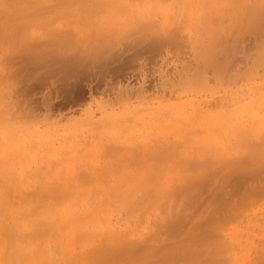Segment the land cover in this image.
Segmentation results:
<instances>
[{"label":"bare ground","instance_id":"1","mask_svg":"<svg viewBox=\"0 0 264 264\" xmlns=\"http://www.w3.org/2000/svg\"><path fill=\"white\" fill-rule=\"evenodd\" d=\"M219 1L0 0V264H264V225H257V233L250 234L242 225L246 218H255L256 224L264 221V205L252 210L264 200V179L259 183L264 167L256 166L258 161L264 166V139L252 136L264 134V73L256 74L251 67L257 56L254 66L264 68V0ZM210 5L218 8L212 21L207 20L213 16V9L207 10ZM183 11L186 16L178 15ZM223 13L229 26L222 27ZM179 19L182 29L186 24L195 32L194 42L190 41L195 62L181 61L179 66L176 60L172 71L159 73L154 85H147L145 78L135 83L120 80L115 96L90 93L79 99L84 108L67 114L53 111L48 104L38 113L27 102L23 87L16 89L14 99L15 89L10 87L17 83L11 78L20 79L15 57L26 58L25 63L28 59L31 68L29 64L26 68L37 70L44 67L43 52L51 53L72 91L75 84L80 86L84 70L104 66L111 56H118L110 50L119 43L115 46L122 49L121 41L125 40L124 54L133 40L146 42V48L154 50L167 42L178 44L175 33H164ZM188 27L183 30L189 32ZM242 28H249L242 31L246 35H254L249 38L255 37L257 55L251 45L247 48L253 52L247 55L250 50L241 38L238 42L244 36ZM228 33H235L233 44L215 42L231 36ZM239 43L245 45L243 52ZM142 44L139 47L144 48ZM138 52L126 62L137 59ZM242 61L245 64L238 71ZM49 66L52 74L54 68ZM237 72L248 76L238 73L242 78L236 79ZM75 74H80L78 81ZM222 100L226 102L213 107L214 101ZM199 133L202 137H191ZM181 142H189L185 143L189 147L178 153L177 148L184 146ZM240 145L238 152L243 145L247 150L241 156L236 151ZM230 149L231 157H224V163L215 160ZM180 163L183 175L182 169L174 171ZM134 164L147 170L132 169ZM236 164L249 166L235 169L234 179L229 178L226 185H231L230 192L222 183L223 192L219 187L222 194H214L213 203L208 196L210 206L197 211L198 206L191 213L214 177L225 166ZM187 175L192 194L185 189L182 203L176 204L174 198L182 190L180 185L179 193L171 191L163 195L164 201L144 207L147 194L152 200ZM254 178H259L257 184L248 187L245 181ZM152 179L157 192L149 185ZM138 180L142 182L136 191L132 188ZM147 184L152 188L147 189ZM242 188L246 193L236 197ZM138 192L141 195L136 198Z\"/></svg>","mask_w":264,"mask_h":264},{"label":"rangeland","instance_id":"2","mask_svg":"<svg viewBox=\"0 0 264 264\" xmlns=\"http://www.w3.org/2000/svg\"><path fill=\"white\" fill-rule=\"evenodd\" d=\"M217 1H219V0H217ZM252 1H255V0H245V1H243V0H240V2H238L237 4H244V2H247V3H250V2H252ZM259 1V0H258ZM220 2V1H219ZM50 5V2H48L46 5ZM52 4V3H51ZM54 4V3H53ZM236 3H234V4H232V5H235ZM210 6H212L211 7V9H210ZM210 6H208L207 7V10H212L213 9V11H211V12H213L211 15H213L212 17L209 15L208 16V18H207V20L209 19V20H211L212 21V19H215L217 16V14L215 13V11H214V8H215V10H218V8L217 7H215L216 5H210ZM224 10H226V9H224ZM55 11H53V13H54ZM58 12V11H57ZM56 12V13H57ZM210 12V13H211ZM50 14V15H53V16H55L54 14ZM55 13V14H56ZM185 15H184V14ZM225 13H227V12H225ZM225 13H223L224 15H225ZM177 14V13H176ZM178 15H181L182 17L183 16H186V12L185 11H183L182 13H179ZM178 15H176V16H178ZM222 16V20H221V22H222V27H224V25H228L229 24V18H228V13H227V15H225V16ZM175 16V17H176ZM181 17V18H182ZM210 17V18H209ZM180 18V19H181ZM174 19V18H173ZM178 20V21H175L176 20V18H175V20H173V21H175L176 23H174V22H171V24L168 26V31L166 30L165 31V33L164 32H162V33H164V35H166V33L167 34H171L172 35V32L173 33H175L174 34V36L177 38V40H179L178 42H177V40H176V42L178 43V44H173V43H171L170 44V42H167V43H165V44H163V45H165V46H163V47H160V49H159V51H158V49H156V50H154V49H149L148 47L146 48V42H138V43H136V41H134L133 40V42L132 43H130V42H128V44L126 43V45H128V46H125L126 47V49H125V54H124V51H123V47H124V43H125V40L123 41L124 43L122 44V41H121V47H122V49H118L117 47L119 46V44H115V45H113V47H115L116 49H113V50H110V51H112V52H114V50H115V53H117L118 54V56H120V57H118V56H114V58H113V56H111L110 57V59H112V60H109L106 64H104V66H100V65H98V67L97 66H95V65H93V67H91L90 69H91V71H90V69H87L86 71L84 70L82 73V77H83V80H79L78 78L80 77L79 75L77 76V74H78V71H77V74H75L76 76H77V81L79 80V81H81V82H78L79 84H80V86L78 85V84H75L76 86L74 87V89L72 90V91H68V86L65 84V82H64V76H63V73L62 72H58V71H60L59 70V63L58 62H56V61H53L52 60V58H53V56L54 55H52V56H50L51 55V53H48L47 54V52H46V54H45V52H43L44 53V55H43V61L45 62V64H44V67H43V65L38 69L37 68V70H35V69H31L33 72H32V74H31V70H29L28 68H26V67H28L29 66V68H31L30 67V64H29V60L27 59L26 61H28V63H25L24 61H23V59L24 58H22V59H20V57H15V59H16V61H17V63L16 64H14V66L16 67V68H18V70H19V76H18V79L19 80H16L15 79V77L13 78H11V80L12 81H14V82H16L17 84L15 85V86H11L10 88L11 89H15V95H14V99H15V97H17V94H18V91H16V89L18 88V87H23L22 89H25L26 88V94H27V100H29V101H27V102H29L30 103V106H33V108H37L38 109V113H40V112H43V110H44V108H46L48 105H52V108L53 109H56V110H53V111H60V112H62L61 114H67V113H70V112H72V111H74V110H80V109H82V108H84V105L83 104H81V102H82V100H79V99H81V98H88L89 97V95H90V93L91 94H95V93H102V92H108V93H110V92H112L113 94H114V96L116 95V93H117V86H118V83L120 82V80H123L122 82H124V80H127V81H130L131 83H135V81H137V80H140L141 78H145L146 79V84L147 85H154L155 83H157L158 82V78H159V73H162V72H165V71H167V72H170V70L172 71V69H173V64L174 63H177V61H179L177 64L179 65H181V61H186L185 63H187V61L189 62V61H191V62H195L194 61V57L192 56L193 54H194V45H193V43L192 42H194V38H195V32H194V30L192 31L186 24H185V20H184V24H185V29H187L186 27H188V30H189V32L187 31V30H183L182 29V27L184 26V25H182V22L183 21H181L182 19H184V18H182L181 20ZM210 21V22H211ZM243 22V21H242ZM241 22V23H242ZM245 23H242V24H245V26H247L248 24H246V21H244ZM240 23V25H242ZM179 24V25H178ZM226 25V26H227ZM240 25L238 26V28H240ZM182 26V27H181ZM208 26V25H207ZM206 26V27H207ZM229 26V25H228ZM243 28H244V25L242 26ZM243 28L242 29H240V31L242 32H244V30L246 29V31L249 29V28H245L244 30H243ZM188 32V34L189 35H191V36H189L188 34H187V32ZM242 32V33H243ZM194 33V34H193ZM231 35V36H228V37H224V39L222 40V39H219L218 38V41H217V39L215 40V42H219L220 40V44L221 45H223V46H227V44H228V46H229V44L231 45V44H233L234 43V41H235V38L236 37H234L235 35V33H228V35ZM250 34H252L251 32H249V33H247V35L245 34V33H243V35L244 36H242L241 35V33H240V35H241V37H239V41L238 42H241L240 41V38L242 39V42H244V44L246 45V48L247 47H249V46H247V45H251V47H253V48H255V49H253L254 50V52H255V54H256V52H258V46L256 47L255 46V41H254V38L252 37V36H254L253 34H252V38H249L250 37ZM171 35H169L170 37H171ZM227 35V34H226ZM234 35V36H233ZM249 38V39H251V40H248V39H244L246 36ZM262 36H264V35H262ZM261 36V37H262ZM244 37V38H243ZM246 37V38H247ZM228 39V40H226V39ZM259 38H260V36H259ZM262 38H264V37H262ZM262 38H260V39H262ZM131 39V38H130ZM133 39V38H132ZM131 39V40H132ZM175 39V38H174ZM256 39H258V37L256 38ZM259 39V40H260ZM246 40V41H245ZM190 41H192V42H190ZM247 41H249V42H247ZM262 41V40H261ZM260 41V42H261ZM127 42V41H126ZM256 42H258V40H256ZM139 43H145V44H142L143 45V47L144 48H142L141 47V45H140V47H139ZM248 43V44H247ZM251 43V44H250ZM252 43H254V44H252ZM138 44V46H136ZM244 44H241V43H239V45L241 46V48H242V52L244 51V49H243V47L245 46ZM258 44H259V42H258ZM145 45V46H144ZM178 45V46H177ZM260 45V44H259ZM187 46H189V47H187ZM243 46V47H242ZM255 46V47H254ZM44 48H47V47H45V45L43 46ZM178 47V48H177ZM120 48V47H119ZM133 48V49H132ZM146 48V49H145ZM245 48V47H244ZM119 50V53L121 52L122 54H120L119 55V53H118V50ZM149 49V50H148ZM248 49V48H247ZM250 49H252V48H250ZM250 49H248V50H250ZM116 50H117V52H116ZM246 50V49H245ZM256 50V51H255ZM48 51V50H47ZM139 51V52H138ZM111 52V53H112ZM131 52V53H130ZM136 52H138L137 54H138V57H137V59L136 58H133V59H128L129 61V64H128V62H126L127 61V59L126 58H130L129 57V55H134ZM249 52H253V51H248L247 52V55H249ZM154 53V54H153ZM116 54V55H117ZM244 54V53H243ZM47 55H49V57L47 56ZM112 55H114L113 53H112ZM123 55V56H122ZM245 55V54H244ZM257 55V54H256ZM256 55H254V56H256ZM122 56V57H121ZM127 56V57H126ZM253 56V57H254ZM47 57H48V59H47ZM52 57V58H51ZM123 57H125V58H123ZM250 57V56H249ZM252 57V56H251ZM251 57H250V59H251ZM247 58H248V56H247ZM26 59V58H25ZM24 59V60H25ZM54 59V58H53ZM115 60V63H114V60ZM181 59V60H180ZM256 59H257V56L255 57V58H252V60H254V62H252L251 64H253V66H251L252 68L254 67V69H255V71H254V73L256 72V74H257V72H260V73H258L259 75L260 74H262V73H264V68H256L254 65H256V63H255V61H256ZM119 60L121 61V62H119ZM177 60V61H176ZM247 61H249V59H247L246 60V63H247ZM54 62V63H53ZM56 62V63H55ZM125 64H124V63ZM181 62V63H180ZM244 61H242V62H240V64L238 63V71H239V68L240 67H242L241 65H244L245 64V62L243 63ZM48 63V64H47ZM29 64V65H28ZM98 64H100V63H98ZM108 64V65H107ZM113 64H114V66H113ZM118 64V65H117ZM131 64V65H130ZM249 63H247L246 65H248ZM28 65V66H27ZM32 65V64H31ZM46 65V66H45ZM48 65H50V66H53V67H51V69H53V71L55 72V73H53V71H52V74H50L51 72H49V71H51V70H49L48 71ZM122 67H121V66ZM125 65V66H124ZM127 65V66H126ZM134 65V66H133ZM179 65V66H180ZM245 65V67L244 68H246L247 66ZM49 66V67H50ZM57 66V67H56ZM107 66H109L108 68H107ZM113 66V67H112ZM133 66V67H132ZM33 67V66H32ZM56 67V68H55ZM105 67V68H104ZM115 67V68H114ZM116 67H118V68H116ZM34 68V67H33ZM111 68V69H110ZM113 68V69H112ZM123 68V69H122ZM171 68V69H170ZM242 69V70H247V69ZM252 68H251V70H248V73H247V71H246V73L249 75L250 73H249V71H252ZM50 69V68H49ZM104 69L106 70V71H104ZM108 69H109V71H108ZM259 69H261L262 71H258ZM89 70V71H88ZM112 72H111V71ZM241 71V70H240ZM58 72V73H57ZM85 72H86V74H85ZM92 72V73H91ZM245 72V71H244ZM253 72V71H252ZM27 73H30V74H27ZM61 73H62V75H61ZM80 73V72H79ZM89 73V74H88ZM238 73L239 74H242V76H243V78H244V76L246 77V76H248V75H245L246 73H244L243 74V72H237L236 74H237V77H236V79L239 77V78H242V76L241 75H239L238 76ZM93 74V75H92ZM96 74V75H95ZM101 74V75H100ZM252 74V73H251ZM74 75V76H75ZM88 77H87V76ZM41 76V77H40ZM76 76H75V78H76ZM136 77V78H135ZM41 78V79H40ZM81 78V77H80ZM85 78V79H84ZM238 78V79H239ZM137 79V80H136ZM40 80H41V82H40ZM44 80V84H43V81ZM72 81V80H71ZM42 83V84H41ZM62 83V84H61ZM149 83V84H148ZM167 86H171L170 84H167ZM66 87V88H65ZM171 87H173V86H171ZM79 88H81V91H80V89ZM173 89H174V91H176L175 90V88L173 87ZM172 89V90H173ZM80 91V93L82 94V96H81V94L80 93H76V92H79ZM22 91V90H21ZM68 91V92H67ZM67 92V93H66ZM71 92V93H70ZM76 93V94H75ZM70 94V95H69ZM80 96H79V95ZM74 95V96H73ZM46 96H48V97H46ZM76 96V97H75ZM48 98H50V100H48ZM213 101V100H212ZM226 101L224 100H222V101H219V102H217V103H215V101L212 103L213 104V107H216L217 105H220L221 103H225ZM45 103V104H44ZM48 104V105H47ZM227 105H229V103H226ZM42 105V106H41ZM43 105H44V107H43ZM116 105H118V104H116ZM83 106V107H82ZM122 107V106H121ZM119 108V109H123V108ZM99 115L100 114H98L97 113V116L99 117ZM77 119H79V118H81V115L80 114H77L76 116H75ZM22 120H25V121H27L28 122V124H29V126L30 127H33L34 126V123H31V120L30 119H28V118H26V117H23V118H21ZM75 119V118H74ZM76 125H78V124H76ZM262 130V129H261ZM261 130H260V132H261ZM191 131H194V130H191ZM262 134V133H261ZM260 134V136H261V138H258V137H260L259 136V134H257V135H252L253 136V139H255V140H257V139H260L259 141H262L261 139H264V134H262L261 135ZM202 135L203 134H201V133H199L198 135H195V136H191V137H194L195 139L198 137V138H200V137H202ZM255 136H256V138H255ZM251 138V137H250ZM191 139H193V138H191ZM252 139V140H253ZM173 141H174V139H172ZM171 140V141H172ZM250 140V139H249ZM251 140V141H252ZM238 141H240V139L238 140ZM242 142H244L245 143V141H242ZM241 142V143H242ZM247 142V141H246ZM253 142H254V140H253ZM258 142V141H257ZM262 142H264V141H262ZM171 143V142H170ZM182 144H183V142H181ZM185 143L186 144H189V142H184V146L183 147H180V148H177L178 149V153H180V152H182V151H179V150H186L187 149V147H189V145L187 146L186 145V147H185ZM235 143V142H234ZM237 144H239V143H237ZM246 144V143H245ZM171 145H174V147H175V144L173 143V144H171ZM178 145H180V144H178ZM237 146V145H236ZM246 146V145H245ZM261 146V145H260ZM171 147V146H170ZM240 147H241V145L240 146H238L237 147V152L239 151V149H240ZM247 147V146H246ZM262 147H264V146H262ZM246 149L245 147H244V145L242 146V148H241V151L240 152H238V154L240 155L241 154V152L242 153H245V151H247V150H245L244 151V149ZM261 148V147H260ZM259 148V149H260ZM177 149H176V151H177ZM233 149H235V148H233ZM250 149V148H249ZM258 149V148H257ZM256 149V150H257ZM244 152H243V151ZM262 150V149H261ZM260 151V150H259ZM232 152H233V150H232ZM250 152H251V150H250ZM258 152V151H257ZM183 153V152H182ZM234 153V152H233ZM248 152H246V154H247ZM231 155V149H230V152H222V153H220L217 157V159H215L216 161H219V160H222V159H225V158H229V157H231L230 156ZM243 155V154H242ZM245 155V154H244ZM241 156V155H240ZM225 157V158H224ZM233 157V156H232ZM227 158V159H228ZM262 158H264V156H262ZM176 160L178 159V157L177 158H175ZM262 161H264V160H262ZM221 162H223V160L221 161ZM224 163V162H223ZM259 163V164H258ZM258 165H256V163H254L257 167L260 165V167L262 168V167H264V166H262V162L260 161H258ZM217 164H218V162H217ZM220 164V163H219ZM240 165L241 164H239L238 166L240 167ZM152 166V165H151ZM179 166H180V168H179ZM238 166H237V164L236 165H232L231 167H224V169L225 170H221L219 173H218V175H216V177H214L215 178V180L213 181H211V183L210 184H212V182H213V184L210 186V188H207L205 191H206V193H205V191H204V193H202L201 195H200V197H199V199H197L196 200V206H192V209L190 210L191 211V213H195L196 211H195V208H197L198 206L200 207H198L197 208V211H199V209H202V210H205V208H207L208 207V204H209V206H210V204H211V201H210V203L208 202V199L207 198H209L208 196L211 194L212 195V192L213 191H216L215 193H213V196H211L210 195V198H212V203H213V200L215 199L214 198V194H215V196H217L216 194H218L219 193V191L220 192H223V190H222V183H224L225 182V187L224 188H226L227 189V192L229 191L230 192V190H228L229 188H231L230 186H226V185H229L230 183L229 182H227V181H231L232 180V178L235 176V174H234V172L236 171L235 169H237L238 168ZM242 166V168H247L249 165H247V164H244V165H241ZM149 168H151L150 167V165L148 166ZM156 166L154 165V167H152V168H155ZM234 167V168H233ZM132 169H139V170H141V172L143 173V171H146L147 169H141V167H140V165H138V164H134V166H132L131 167ZM231 168H233V169H231ZM182 169V170H181ZM152 170V169H151ZM181 170V172H180V174L183 172V167H182V164L180 163V165H178V168H176V169H174V171H180ZM234 170V171H233ZM155 171V170H154ZM153 171V172H154ZM176 173V172H175ZM174 172H173V174H175ZM233 173V174H232ZM222 174H223V176H222ZM181 175H183V174H181ZM149 176V178H150V175H148ZM231 176V177H230ZM260 176H261V174H260ZM155 177V176H154ZM153 177V178H154ZM158 176H157V174H156V177H155V179L157 178ZM186 177V178H185ZM185 177H181V178H179V179H177V180H175V183L174 184H170L169 186H171L172 188L171 189H167V188H165V190L164 189H162V190H164V192H163V194L161 193L162 192V190L160 191V196H158V192L157 191H159V190H157V188H154L155 187V185L154 184H152V183H154V181H153V179L152 180H150V184L149 185H151L155 190H156V192H157V196H154V198L152 199V200H150V199H148L147 197H148V194H147V197H146V199L147 200H149L148 202H147V200H145L147 203H142V204H146L144 207H148V206H151V207H153L156 203H158V201H164L165 200V198H163L164 196L163 195H165V194H167V193H169L170 192V194H171V191L172 192H174L175 190V192H177V193H179V190L180 189H182L181 191H180V193H179V195L178 194H174L175 196H174V198L176 199L175 201H176V204L178 203H182V201H184V198L186 197V195L185 194H183V196H181L182 195V193L183 192H185L184 190L186 189V191H188V193L189 194H192L191 192L192 191H189V189L191 188V183H187V181L189 182V179L191 180V178L189 177L188 178V175L187 176H185ZM219 177V178H218ZM262 177H264V172H262V176L260 177L261 179L259 180V178H254V179H251V180H249V182L248 181H245V183H246V185L248 186L250 183H252L253 185L255 184H257L256 182H257V180H259V183H260V181L262 180V179H264V178H262ZM188 178V179H187ZM223 178H225V179H223ZM231 179V180H228V179ZM187 179V180H186ZM234 179V178H233ZM145 179H143V181H144ZM147 180V179H146ZM145 180V181H146ZM158 180H160V179H158ZM245 180H247V179H245ZM139 181L140 180H138L137 182H135V184L137 185V184H139ZM153 181V182H152ZM161 181H163V180H161ZM179 182V183H177V182ZM219 181V182H218ZM140 182H142V181H140ZM147 182V181H146ZM191 182H192V180H191ZM228 184H227V183ZM236 182V181H235ZM145 183V182H144ZM218 183V184H217ZM142 184V183H141ZM157 184H160L159 182H157ZM166 184V183H165ZM165 184H162V185H165ZM179 184V185H178ZM186 184V185H185ZM188 184H190V185H188ZM148 184H147V189H148V186H149ZM166 185H168V183L166 184ZM180 185H182L183 187H184V185L186 186L184 189H183V187L181 188V186ZM188 185V186H187ZM142 186V185H141ZM143 186H145V184L143 185ZM157 186V185H156ZM178 186H180V189L178 188ZM209 186V185H208ZM218 186V187H217ZM123 187H125L124 189H126V186H123ZM133 187V186H132ZM136 187H138V185L137 186H135V187H133L132 189L133 190H136L135 188ZM139 187H140V185H139ZM152 187H150L149 186V189L150 188H152ZM220 187V189H219V191H218V188ZM228 187V188H227ZM232 187H233V185H232ZM249 187V186H248ZM245 189L247 188L246 186L244 187ZM139 189V188H138ZM138 189L136 190V191H138ZM141 189V188H140ZM159 189V188H158ZM161 189V188H160ZM243 189V188H242ZM143 190H145V188L143 189ZM190 190H192V189H190ZM210 190H212V191H210ZM222 190V191H221ZM241 190V189H240ZM239 189L237 190L238 191V195H236V197L238 196H240L241 194L243 195L244 193L243 192H245L246 193V191L243 189L241 192H239L240 191ZM247 190H249V188H247ZM125 190H121V193L120 194H122V195H124V192ZM127 191V190H126ZM140 191V190H139ZM147 191V190H146ZM154 191V190H153ZM152 191V192H153ZM141 192H142V189H141ZM144 192V191H143ZM150 191L148 190V192L147 193H149ZM152 192H151V194H152ZM210 192V193H209ZM226 192V193H227ZM127 193V192H126ZM139 194L141 195V193L140 192H138V194H135V197L136 198H139L140 196H139ZM150 194V193H149ZM169 194V195H170ZM222 194V193H221ZM220 193H219V195L218 196H220L221 195ZM142 195H144V193L142 194ZM176 195H178V196H176ZM224 195H226V194H224ZM224 195H222V198H224ZM133 196V195H132ZM149 196H151V195H149ZM167 196V195H166ZM165 196V197H166ZM235 196V195H234ZM234 196H231L232 197V199H236ZM181 197V198H180ZM226 198L225 199H228L229 197L226 195L225 196ZM230 197V198H231ZM129 198V197H128ZM151 198V197H150ZM159 198V199H158ZM136 200L135 198H131V200ZM179 200V202H178V200ZM130 200V199H129ZM140 200V199H139ZM144 200V199H143ZM142 200V201H143ZM199 200V201H198ZM211 200V199H210ZM128 201V200H127ZM127 201H125V203H126V205H128L127 204ZM141 201V200H140ZM202 201V202H201ZM128 202H130V201H128ZM136 201H134L133 202V204L135 203ZM202 204H201V203ZM140 204H141V202H140ZM151 204V205H150ZM200 204V205H199ZM205 205V208L204 207H202V206H204ZM262 205H264V200H262V201H260L259 203H257V204H255V206L254 207H252V210H254V209H257L258 207L260 208ZM122 207H125V210H126V206H125V204L123 205V203H122V205H121ZM125 210H123V211H125ZM197 215V214H196ZM192 216H194V214H192ZM198 217L197 216H195L194 217V220H193V222H197L198 220ZM255 220V218H252V220H248L247 218L245 219V222L244 223H242V225H246L245 226V230H246V232H248L249 234L250 233H252V232H254V233H257V230H256V227H257V225H260V226H262V225H264V221H257V224L255 223L256 221H254ZM253 221H254V224H253ZM190 224H192V223H190ZM189 224V225H190ZM194 224V223H193ZM190 226H192V225H190ZM244 228V227H243Z\"/></svg>","mask_w":264,"mask_h":264}]
</instances>
